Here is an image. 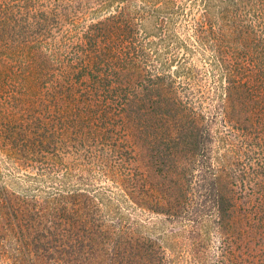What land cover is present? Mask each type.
I'll use <instances>...</instances> for the list:
<instances>
[{
  "label": "trees",
  "instance_id": "16d2710c",
  "mask_svg": "<svg viewBox=\"0 0 264 264\" xmlns=\"http://www.w3.org/2000/svg\"><path fill=\"white\" fill-rule=\"evenodd\" d=\"M127 128L160 178L119 167ZM254 151L264 0H0V256L11 264L252 262L264 187L247 181L264 172L233 160ZM19 170L27 185L10 188Z\"/></svg>",
  "mask_w": 264,
  "mask_h": 264
},
{
  "label": "rangeland",
  "instance_id": "374dc122",
  "mask_svg": "<svg viewBox=\"0 0 264 264\" xmlns=\"http://www.w3.org/2000/svg\"><path fill=\"white\" fill-rule=\"evenodd\" d=\"M186 33L189 34L188 31H186ZM202 57L203 56H201V58L200 57L197 58V56H195L194 62H196L200 65H205V59H203ZM191 84L195 88L193 100L201 101L203 96H202L201 92L199 91L200 89L198 88V86H200L199 83L196 81H191ZM121 137L125 140L122 142V145H123V147H126L127 149L124 151V154H125L124 159L119 162V167H121V169L124 171L127 170L130 172V170H131V173H134V174L141 173L142 175H139L141 179H143V175H148L153 180L160 178L156 174L157 168H156L155 162L150 159V157L148 156V154L145 151L146 149L144 148L143 141L139 140V138H137L135 136L133 129L130 128V130H129V128H127L125 134L121 135ZM234 147L237 150L240 149V151H242V149L245 146H243V143H240L239 141H234ZM234 147H233V149L235 150ZM257 152L258 151H254V153H252L250 155V159H247L246 156H244L245 159L243 160V162L242 161L237 162V161L233 160L234 161V169L237 168L239 170V172L242 173L244 168H245L244 165L246 164L250 167V169H249L250 173H253L254 170L255 171L258 170L259 173L264 172V165L262 167L261 164L260 165L258 164V163H260L259 157H261L264 160V152L263 153L258 152L260 155H258ZM231 153L233 154V152H231ZM245 155H246V153H245ZM253 157H257L255 161H254ZM3 159H4L3 155L0 154V163H3ZM6 166L7 165L2 164L1 170H2L3 174H9L10 170ZM25 172L26 171H24V170L17 171L19 179L17 178L15 181L18 182L19 186H16L15 184H10V188L13 187V189H21V188L23 189L27 185V183H25V181L23 180ZM250 179H251L250 182H252V183H249V181H247L248 188L254 189L256 191H261L262 185L264 187L263 179L257 178L254 174H252ZM102 181H103L102 182L103 185H108L107 182H105L104 180H102ZM10 183H12V181ZM260 184H262V185H260ZM113 190L119 192L120 191L119 185L114 186ZM251 198H252L254 203L255 202L257 203L258 198L251 195V196H248L247 199L252 201ZM118 203L120 204V201L117 200L116 204H118ZM131 204L132 203L123 202L121 205H122V208L124 206V211L126 214H128V215L131 214L132 219H134V220L139 219L140 221H144V220H148L150 218L149 217L150 214L146 213L145 211H143V209H140L138 207L137 208L132 207ZM245 246H246V248H249L250 244H246ZM251 247H252V250H250L249 252L254 255V257H252V262H248V260H246V259H240L239 264H254V263L257 264V262H259V264L262 263L261 258L264 259V249H261V247L258 244L256 245L255 241L251 242ZM0 264H11V263L8 259H6V258L3 259L2 256H0Z\"/></svg>",
  "mask_w": 264,
  "mask_h": 264
}]
</instances>
